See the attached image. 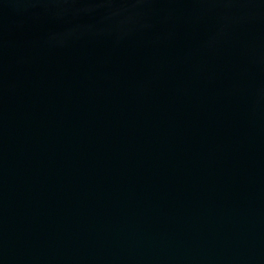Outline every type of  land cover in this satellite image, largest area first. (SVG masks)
Listing matches in <instances>:
<instances>
[{
	"label": "water",
	"instance_id": "1",
	"mask_svg": "<svg viewBox=\"0 0 264 264\" xmlns=\"http://www.w3.org/2000/svg\"><path fill=\"white\" fill-rule=\"evenodd\" d=\"M0 264H264V0H0Z\"/></svg>",
	"mask_w": 264,
	"mask_h": 264
}]
</instances>
